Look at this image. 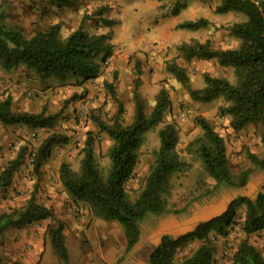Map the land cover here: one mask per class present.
Masks as SVG:
<instances>
[{
	"label": "rangeland",
	"instance_id": "obj_1",
	"mask_svg": "<svg viewBox=\"0 0 264 264\" xmlns=\"http://www.w3.org/2000/svg\"><path fill=\"white\" fill-rule=\"evenodd\" d=\"M176 2L184 4V8L173 16L171 10ZM0 4L7 26L17 27L26 37L58 24L61 39L82 27L89 35L108 34L113 46L112 56L101 62L98 75L89 80L72 75L43 80L32 69L20 66L18 68H21L24 77L21 81L14 74L18 68L9 74L0 68V101L11 97L14 111L39 113L44 110L48 115H56L51 128L4 127L0 124V173L22 155L12 185L0 190V214L24 206L33 193L40 203L54 211L57 219L64 212L69 214L73 228L77 225L80 227L77 230L79 235L74 229L68 234L69 264H148L150 252L163 235L177 237L184 234L199 223L222 214L233 198L253 197L259 190L264 191L261 188L264 183L263 171L251 175L245 187L218 188L201 199L199 204L189 207L185 215L158 217L148 214L141 223L140 241L126 253V240L119 224L98 220L86 207L74 203L63 190L58 176L62 163L69 164L74 170L79 169L81 151L89 134L95 138L98 164L104 170L108 167L107 151L112 140L99 131L92 118L97 116L110 124L121 104V120L124 125L131 124L135 118L133 96L137 78L147 115L152 112L161 90L168 93L170 106L163 122L144 135L134 177L127 184L131 200L144 185L154 161V152L159 147L158 132L166 124H173L177 129L178 152L193 166L189 172L173 177L170 208L180 209L195 196H201L211 189L214 184L212 179L201 163L186 150L189 143L201 134L195 124L197 116L205 117L223 137L235 179L244 170L252 169L247 152L264 156V127L251 124L235 132L230 126V118L219 113V107L224 105L222 100L209 103L194 100L188 89L167 70V64L173 61L185 68L192 89L205 86L206 74L234 83L232 68L223 67L216 60L186 61L177 48L191 40L201 43L209 40L216 49L237 47L239 40L229 33L228 27L246 21L245 15L236 12L217 14L220 0H76L75 6L62 8L54 6L51 0H0ZM200 18L209 21L206 28L191 31L177 27L185 21ZM104 19L115 21V24L107 26ZM108 85L113 86L116 98L112 97ZM52 133L66 135L68 143L55 146L40 173L36 174L34 154L41 142ZM254 176L261 179L256 183L251 182ZM243 211L241 207V217ZM48 223L36 222L23 230H6L0 237V264H11L14 253L22 254V258L27 255L33 260L30 264H62L50 247L46 235ZM212 238L215 264H233L234 253L246 238L264 257V232L246 237L240 227L234 225L227 238L215 234ZM192 247L184 248L180 256L189 255Z\"/></svg>",
	"mask_w": 264,
	"mask_h": 264
},
{
	"label": "trees",
	"instance_id": "obj_2",
	"mask_svg": "<svg viewBox=\"0 0 264 264\" xmlns=\"http://www.w3.org/2000/svg\"><path fill=\"white\" fill-rule=\"evenodd\" d=\"M51 3L58 8L73 7L76 0H51ZM183 5L176 2L171 14L178 15L184 8ZM229 12L247 17L246 21L236 22L228 27L229 33L239 40L237 47L216 49L209 40L204 43L191 40L181 43L177 49L186 61L216 60L221 66L232 68L234 83L206 74L205 86L192 89L185 68L173 61L167 64V70L188 89L194 100L205 103L222 100L224 105L219 107V113L223 117H229L231 128L238 132L251 124H261L264 127V0H220L216 13ZM103 22L107 26L115 24L112 20L104 19ZM208 25L207 19L200 18L185 21L177 27L197 31ZM112 54L113 46L108 34L89 35L82 27L65 39L60 37L58 24L26 37L17 27L7 26L0 4V68L6 73L25 66L35 71L43 80L67 75L89 80L98 75L101 62L107 61ZM136 68L139 75V65ZM135 82V118L131 124H123L121 104L117 116L110 124L97 116L92 118L99 131L112 140L107 151L108 167L104 170L98 164L95 138L89 134L81 151L79 169L74 170L69 164L62 163L58 171L59 182L69 199L86 207L92 217L119 224L126 240V253L140 241V226L148 214L158 217L185 215L189 207L199 204L201 199L218 188L245 187L251 175L264 171V156L259 157L248 151L247 157L253 168L244 170L235 179L223 137L205 117L197 116L195 124L201 134L189 143L186 150L201 163L205 173L212 179L214 184L211 189L201 196H195L180 209L170 208L173 177L189 172L193 166L178 152L177 129L173 124H166L158 132L159 147L154 152V161L144 185L131 200L127 184L134 177L144 135L163 122L164 114L170 106L168 93L161 90L152 112L147 115L139 94L140 81L137 78ZM108 87L112 97L116 98L113 86ZM12 105L11 97L0 101V124L4 127L51 128L55 123L56 115H48L44 110L39 113L17 112ZM68 140L64 134L52 133L41 142L33 159L36 174L40 173L52 149L57 145L67 144ZM262 142L264 145V132ZM21 158L22 155H19L0 173V190L12 185ZM261 188H264V183ZM241 207L244 208L242 217L239 212ZM44 221H49L46 235L53 254L60 263L69 264L66 223L57 219L50 207L40 203L35 193L19 209L0 214V237L8 229L23 230L36 222ZM234 225H238L246 237L264 232L263 190H259L253 197L233 198L222 214L199 223L184 234L177 237L163 235L160 243L148 256L149 264H215L212 237L215 234L217 237L227 238ZM191 245L194 248L192 247L190 254L181 257L183 249L190 248ZM1 261L0 256V263ZM233 264H264V257L246 238L238 245Z\"/></svg>",
	"mask_w": 264,
	"mask_h": 264
},
{
	"label": "crops",
	"instance_id": "obj_3",
	"mask_svg": "<svg viewBox=\"0 0 264 264\" xmlns=\"http://www.w3.org/2000/svg\"><path fill=\"white\" fill-rule=\"evenodd\" d=\"M21 73H22L21 68L20 69L18 68V71L15 72L14 74L16 75V79H20L22 81V80H24V77H23V74H21ZM257 177L258 176L252 177L251 178V182H255L256 183L257 181H259L261 179V178H257ZM64 213H66V212H64ZM64 213H62V215L59 217V219L63 220L65 223L68 224V226L66 225V229H65L66 244L68 245V234H70V230L71 229L72 230L74 229L73 231L76 232V235H79L80 233L77 232V230L80 229V227L77 225V226H75V228H73L74 227L72 225L73 224V220L72 219L70 220V218H68V216H70L69 214L66 215ZM109 223H115V222H109ZM140 231H141V226H140ZM141 237H142V234H141ZM141 237H140V239H141ZM159 243H160V241L156 244V246ZM214 256H215V253H214ZM11 261H12L11 264H21L22 262H24L23 264H30L31 261H33V260L31 258L30 259L27 258V255L24 258H22V254H20V253H14V256L12 257V260ZM148 264H149V261H148Z\"/></svg>",
	"mask_w": 264,
	"mask_h": 264
}]
</instances>
